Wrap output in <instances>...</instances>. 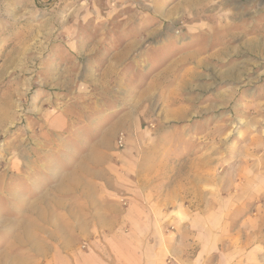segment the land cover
Returning a JSON list of instances; mask_svg holds the SVG:
<instances>
[{"label": "rangeland", "instance_id": "1", "mask_svg": "<svg viewBox=\"0 0 264 264\" xmlns=\"http://www.w3.org/2000/svg\"><path fill=\"white\" fill-rule=\"evenodd\" d=\"M215 31L232 50L193 60ZM145 88L146 116L111 148L132 136L153 233L102 234L90 251L106 264H264V0H0V264L51 258L19 235L46 183L36 175L89 148ZM88 248L77 241L73 258Z\"/></svg>", "mask_w": 264, "mask_h": 264}, {"label": "crops", "instance_id": "2", "mask_svg": "<svg viewBox=\"0 0 264 264\" xmlns=\"http://www.w3.org/2000/svg\"><path fill=\"white\" fill-rule=\"evenodd\" d=\"M216 32L210 36L205 32L208 37L203 40L206 43L202 42L190 50L193 60L207 52L208 47L215 46L210 57H220L232 50L228 44L223 45L222 37ZM230 34L235 33L228 32ZM189 72V76L195 80L196 72ZM146 88L130 97L128 103L127 100L123 102L125 109L113 117L108 128L96 137L89 148L55 169L52 165H43V170L36 175L37 181L45 179L46 183L39 191V199L35 197V200L26 203L23 210L26 221L19 223L18 227L22 240L34 253L45 258L50 254L51 258L45 259L44 264H106L98 254L90 251V243L95 244V237L102 234L146 236L153 233L148 231L153 222L148 225L149 216L133 184L132 175L137 176L139 167L131 143L132 136L126 137L125 148L121 151L111 148L119 129L131 131L146 116L144 108L150 107L154 99V94ZM184 111L176 113L177 118L184 117ZM47 178L51 180L49 183ZM37 181L32 188H35ZM121 199H127L126 206L120 203ZM77 241L87 242L89 250L79 251V258L75 260L72 253L76 251ZM25 264L39 263L31 260Z\"/></svg>", "mask_w": 264, "mask_h": 264}, {"label": "built area", "instance_id": "3", "mask_svg": "<svg viewBox=\"0 0 264 264\" xmlns=\"http://www.w3.org/2000/svg\"><path fill=\"white\" fill-rule=\"evenodd\" d=\"M118 143L120 144V145H122L123 144V134L122 133H120L119 134V137H118Z\"/></svg>", "mask_w": 264, "mask_h": 264}]
</instances>
